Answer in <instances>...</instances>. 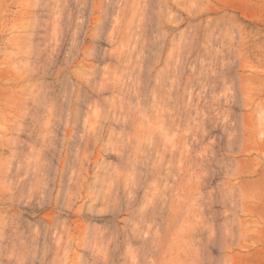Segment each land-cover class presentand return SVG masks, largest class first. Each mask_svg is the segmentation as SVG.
<instances>
[{"label": "rangeland", "instance_id": "obj_1", "mask_svg": "<svg viewBox=\"0 0 264 264\" xmlns=\"http://www.w3.org/2000/svg\"><path fill=\"white\" fill-rule=\"evenodd\" d=\"M33 1L0 0V264H264V0Z\"/></svg>", "mask_w": 264, "mask_h": 264}, {"label": "bare ground", "instance_id": "obj_2", "mask_svg": "<svg viewBox=\"0 0 264 264\" xmlns=\"http://www.w3.org/2000/svg\"><path fill=\"white\" fill-rule=\"evenodd\" d=\"M29 1H30V0H29ZM64 1H65V0H64ZM125 1L127 2V4H129L127 0H124L123 3H124ZM129 1H130V0H129ZM131 1H132V0H131ZM33 2H34V1H33ZM37 2H39V0H37ZM61 2H62V1H61ZM136 2H137V1H136ZM144 2H145V1H144ZM34 3L36 4V0H35ZM59 3H60V1H59ZM121 3H122V2H121ZM133 3H134V2H133ZM133 3H132V4H133ZM138 3H139V2H138ZM125 4H126V3H125ZM139 4H140V3H139ZM141 4H142V3H141ZM141 4H140V5H141ZM145 4H146V3H145ZM149 4H150V3H149ZM36 5H37V4H36ZM46 5H47V4H46ZM54 5L56 6L57 4H54ZM119 5L121 6V4H119ZM123 5H124V4H123ZM33 6H34V5H33ZM60 6H61V5H59V7H60ZM120 6H118V7H120ZM43 7H44V6H43ZM61 7H62V6H61ZM122 7H123V6H122ZM134 7H135V6H134ZM145 7H146V6H145ZM148 7H149V6H148ZM34 8H35V7H34ZM48 8H49V7H48ZM55 8H56V7H55ZM120 8H121V7H120ZM38 9H39V8H38ZM62 9H63V7H62ZM62 9H61V10H62ZM124 9H125V7H124ZM53 10H54V9H53ZM57 10H58V9H57ZM129 10H130V9H129ZM59 11H60V10H59ZM124 11H125V10H124ZM131 11H132V10H131ZM55 12H56V11H55ZM134 12H135V11H134ZM120 13H121V12H120ZM51 14H52V13H51ZM117 14H118V13H117ZM142 14H143V13H142ZM143 15H144V14H143ZM122 16H123V15H122ZM131 16H132V15H131ZM133 16H134V15H133ZM52 17H53V16H52ZM118 17H119V16H118ZM125 17H126V16H125ZM129 17H130V14H129ZM134 17H135V16H134ZM155 17H156V16H155ZM56 20H57V19H56ZM32 21H33V20H32ZM32 21H31V22H32ZM119 21H120V20H119ZM121 21H122V20H121ZM31 22H30V23H31ZM34 22H35V21H34ZM54 22H55V21H54ZM54 22H53V23H54ZM117 22H118V21H117ZM30 23H29V24H30ZM60 23H61V22H60ZM46 24H47V23H46ZM128 24H129V23H128ZM33 25H34V24H32V27H33ZM130 25H131V24H130ZM119 26H121V25H119ZM128 26H129V25H128ZM25 27H26V26H25ZM30 27H31V26H30ZM30 27H29V28H30ZM29 28L27 27L28 30H29ZM35 28H36V27H35ZM119 28H120V27H119ZM131 28H132V27H131ZM27 29H26V30H27ZM115 29H116V28H115ZM128 29H129V28H128ZM28 30H27V31H28ZM30 30H31V29H30ZM117 31H118V30H117ZM117 31H116V32H117ZM124 32H125V31H124ZM119 34H120V33H119ZM28 35H29V34H28ZM112 35H113V34H112ZM126 35H127V34H126ZM128 35H129V34H128ZM30 36H31V35H30ZM117 36H118V35H117ZM121 36H122V35H121ZM27 37H28V36H27ZM32 37H33V36H32ZM19 38H20V37H19ZM25 39H26V38H25ZM116 40H117V38H116ZM112 41H113V40H112ZM28 42H29V41H28ZM30 42H31V41H30ZM114 42H115V41H114ZM22 45H23V44H22ZM22 45H21V46H22ZM23 46H24V45H23ZM29 46H30V45H29ZM29 46H28V47H29ZM118 47H119V46H118ZM24 48H25V47H24ZM30 48H31V47H30ZM30 48H29V50H30ZM33 48H34V47H33ZM29 50H28V51H29ZM57 50H58V49H57ZM31 51H32V50H31ZM31 51H29L28 53H30ZM38 51H39V49H38ZM39 52H40V51H39ZM39 52H37V53H39ZM41 52H42V51H41ZM116 52H118V51H116ZM24 53H25V52H24ZM84 53H85V52H84ZM117 54H118V53H117ZM117 54H116V55H117ZM120 54H121V52H120ZM122 54H123V53H122ZM25 55H27V54L25 53ZM29 55H30V54H29ZM121 56H122V55H121ZM117 58H118V57H117ZM27 64H28V63H27ZM29 68H31V66H30ZM35 68H36V67H35ZM35 68L33 67V69H35ZM37 68H38V67H37ZM31 70H32V68H31ZM35 70H37V69H35ZM98 85H99V84H98ZM107 85H108V84H107ZM103 87H104V85L102 86V88H103ZM105 87H107V86H105ZM111 87H112V86H111ZM97 88H98V87H97ZM112 88H115V87H112ZM104 89H105V88H104ZM106 89H107V88H106ZM99 91H100V90H99ZM165 124H166V123H165ZM169 124H171V123H169ZM162 126H163V125H162ZM5 172H6V171H5ZM7 174H8V173H7ZM7 174H6V175H7ZM1 176H2V174H1ZM8 179H9V178H8ZM3 180H4V179H3ZM4 181H5V180H4ZM2 184H3V183H2ZM14 184H15V183H14ZM16 185H17V183H16ZM19 186H20V185H19ZM7 187H8V186H7ZM5 188H6V185H5ZM11 192H12V191H11ZM17 194H18V193H17ZM14 196H15V194H14ZM1 199H2V198H1ZM11 199H12V201H15V200H13V199H16V198L11 197ZM16 200H19V199H16ZM3 201H4V200H3ZM19 201H20V200H19ZM133 201H134V199H133ZM20 202H21V201H20ZM21 204H22V203H21ZM68 204H69V203H68ZM92 204H93V203H92ZM86 212H87V211H86ZM12 218H13V217H12ZM13 219H14V218H13ZM64 220H65V219H64ZM11 221H12V220H11ZM14 225H15V223H14ZM4 226H6V225H4ZM12 226H13V225H12ZM9 228H10V227H9ZM65 228H66V227H65ZM63 229H64V228H63ZM63 231H64V230H63ZM7 232H8V231H7ZM1 233H2V232H1ZM5 233H6V232H5ZM55 233H57V232H55ZM55 233H54V234H55ZM7 234H8V233H7ZM65 234H66V233H65ZM24 236H25V235H24ZM55 236H56V234H55ZM32 238H33V237H32ZM35 238H36V237H35ZM56 238H57V237H56ZM19 239H21V238H19ZM53 240H54V239H53ZM53 240H52V241H53ZM160 240H161V239H160ZM56 241H57V240H56ZM161 241H162V240H161ZM12 242H13V241H12ZM22 242H23V241H22ZM54 242H55V241H54ZM54 242H53V243H54ZM58 244H59V243H58ZM64 244H65V243H64ZM159 244H160V243H159ZM56 245H57V243L54 244V246H56ZM59 245H60V244H59ZM159 246H160V245H159ZM28 247H29V246H28ZM57 247H58V246H57ZM57 247H56V248H57ZM160 247H161V246H160ZM23 248H24V247H23ZM54 248H55V247H54ZM9 249H10V248H9ZM60 249H61V248H60ZM14 250H15V249H14ZM11 251H13V250H11ZM21 251H23V250H21ZM14 252H15V251H14ZM14 252H12V253H14ZM16 252H17V251H16ZM25 252H26V251H25ZM18 253H19V252H17V254H18ZM22 253H23V252H22ZM22 253H21L20 255H22ZM43 253H44V252H43ZM46 253H47V252H46ZM46 253H44V254H46ZM26 254H28V253H26ZM28 255H29V254H28ZM31 255H32V254H31ZM46 255H47V254H46ZM14 256H15V255H14ZM23 256H24V253H23L22 257H23ZM26 256H27V255H26ZM12 257H13V256H12ZM12 257H10V258H12ZM27 257L30 259V256H27ZM27 257H26V258H27ZM31 257H32V256H31ZM33 257H34V255H33ZM35 257H36V255H35ZM42 257H43V256H42ZM14 258H15V257H14ZM28 258L25 259V260H29ZM43 258H44V257H43ZM53 258H54V257H53ZM53 258H52V259H53ZM22 259H23V258H22ZM31 259H32V258H31ZM25 260H24V261L22 260V261H23L24 263H27L28 261L25 262ZM53 260H54V259H53ZM83 260H84V259H83ZM30 262H31V261H30ZM34 262H35V260H34ZM86 262H87V261H86ZM24 263H23V264H24ZM28 263H29V262H28ZM53 263H54V262H53ZM258 264H259V263H258Z\"/></svg>", "mask_w": 264, "mask_h": 264}]
</instances>
